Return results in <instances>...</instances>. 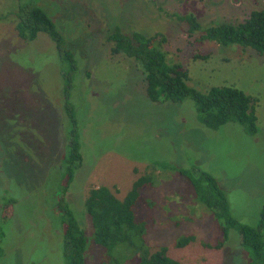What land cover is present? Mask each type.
Listing matches in <instances>:
<instances>
[{
  "label": "rangeland",
  "instance_id": "1",
  "mask_svg": "<svg viewBox=\"0 0 264 264\" xmlns=\"http://www.w3.org/2000/svg\"><path fill=\"white\" fill-rule=\"evenodd\" d=\"M32 2L53 21L76 65L68 98L81 163L62 198L84 233V264H137V244L141 252L164 248L180 264L246 263L235 231L215 246L217 221L176 169L212 176L231 216L255 225L264 203V58L200 40L202 32L189 33L177 17L189 14L201 28L237 24L251 10H264V0H0V264H65L55 206L67 142L62 72L68 65L44 33L18 37L11 12ZM115 27L162 35L167 60L185 68L186 85L198 92L230 86L256 99L257 132L247 135L235 123L208 129L189 99L150 102L136 63L108 52L106 37ZM144 174L152 182L132 206L140 232H131V248L95 244L83 210L88 187L114 188L122 198ZM181 237L192 240L176 247Z\"/></svg>",
  "mask_w": 264,
  "mask_h": 264
},
{
  "label": "trees",
  "instance_id": "2",
  "mask_svg": "<svg viewBox=\"0 0 264 264\" xmlns=\"http://www.w3.org/2000/svg\"><path fill=\"white\" fill-rule=\"evenodd\" d=\"M11 15L19 38L33 40L38 33H44L53 42L60 63L68 65L64 73L62 72L64 98L62 109L68 124L67 142L65 153L61 157L62 182L55 210L61 226V254L65 264H84L85 236L62 198L72 179L73 171L81 163L77 123L73 105L68 98L76 69L75 60L53 21L42 8L33 2L21 3ZM177 18L187 24L189 33L200 30L202 32L199 35L200 40L213 41L222 46L236 45L242 49H250L264 58V10L250 11L237 24L222 23L205 28H201L189 14ZM106 42L111 56L120 55L136 63L142 75L145 97L150 102L174 103L189 99L195 105L200 124L208 129L216 130L225 123H235L247 135L257 132L255 115L257 100L230 86L211 87L204 93L187 86V71L181 64L167 60L161 46L164 43L162 35L144 36L139 32L126 34L115 27L107 35ZM197 58L204 59L205 56ZM159 165L161 168H167L164 164ZM168 168L174 170L172 167ZM176 170L188 182L197 201L217 221L221 241L215 246L220 247L226 240L228 232L233 230L238 237V246L248 253V260L244 264H264V203L254 226L242 224L231 216L226 196L212 176L195 169ZM151 182L152 177L149 175L137 176L122 198L115 196L114 188L88 187L83 199V210L90 221L95 244L102 245L107 250L119 245L131 248L133 245L131 232L133 234L140 232L133 224L132 206L139 190ZM12 203L14 201L9 200L6 205ZM191 240L192 237H181L175 242V246H184ZM141 245L144 246V242H141ZM133 251L139 256L137 264H180L166 255L164 248L153 252L147 250L141 252L140 245L137 244Z\"/></svg>",
  "mask_w": 264,
  "mask_h": 264
},
{
  "label": "flooded vegetation",
  "instance_id": "3",
  "mask_svg": "<svg viewBox=\"0 0 264 264\" xmlns=\"http://www.w3.org/2000/svg\"><path fill=\"white\" fill-rule=\"evenodd\" d=\"M252 11V10H251ZM249 14V13H248Z\"/></svg>",
  "mask_w": 264,
  "mask_h": 264
}]
</instances>
